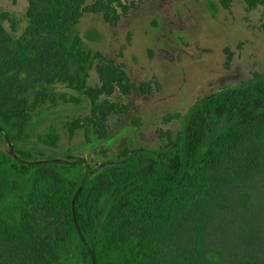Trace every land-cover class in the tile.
<instances>
[{
  "label": "trees",
  "instance_id": "obj_1",
  "mask_svg": "<svg viewBox=\"0 0 264 264\" xmlns=\"http://www.w3.org/2000/svg\"><path fill=\"white\" fill-rule=\"evenodd\" d=\"M126 1L26 0L22 19L0 12V125L20 156L31 157L29 129L52 84L90 102L89 114L65 122L70 133L92 124L106 135L104 120L118 108L102 96L133 84L77 24L92 12L114 25ZM181 120L175 136L161 131L159 149L124 148L85 178L75 215L95 264H264V71L198 100ZM36 139L54 146L59 135L49 126ZM82 176L72 162L0 151V264H91L70 205Z\"/></svg>",
  "mask_w": 264,
  "mask_h": 264
},
{
  "label": "rangeland",
  "instance_id": "obj_2",
  "mask_svg": "<svg viewBox=\"0 0 264 264\" xmlns=\"http://www.w3.org/2000/svg\"><path fill=\"white\" fill-rule=\"evenodd\" d=\"M85 1L89 4L93 0ZM184 1V5L173 7L175 0H136V8L122 15L114 25L104 22L100 13L82 15L77 30L85 44L122 64L133 82L148 83L152 91L141 95L134 90L127 98L112 97L122 104L129 101L130 108L124 114L109 117L108 137L101 145H85L82 130L71 137L62 131L58 149L46 152L41 158L69 160V155L73 154L87 158L96 166L113 158L124 145H159L158 128L176 131L180 126L177 120L164 124L161 117L165 113L184 114L192 102L207 91L235 85L250 77L253 71H264V4L248 7L244 0H229L225 9L219 0H211L216 7L211 21L206 0ZM186 2L194 3L195 8ZM25 7L26 0H0V12L6 11L15 18L22 19ZM171 18L176 25L187 28L189 38L179 30L168 32L170 29L165 22ZM200 21H203L202 28L197 29L201 27ZM22 27L20 22L18 29ZM92 35L99 38L92 39ZM196 35H199L198 44L194 41ZM147 46L153 51L150 58L145 52ZM224 47L231 52L227 66L224 65ZM87 81L90 85L98 81L93 68L89 70ZM56 86L62 89L61 85ZM88 110L87 99L77 104L59 103L39 118L35 132L52 119L58 123L68 116L84 115ZM134 117L138 118V123L132 121ZM100 146L107 152H99Z\"/></svg>",
  "mask_w": 264,
  "mask_h": 264
},
{
  "label": "flooded vegetation",
  "instance_id": "obj_3",
  "mask_svg": "<svg viewBox=\"0 0 264 264\" xmlns=\"http://www.w3.org/2000/svg\"><path fill=\"white\" fill-rule=\"evenodd\" d=\"M94 1V0H93ZM92 1V2H93ZM176 2H175V4L173 5V7L175 6V5H184L183 4V2L182 1H184V0H175ZM245 2H246V4H247V6L248 7H255L256 5H258V4H264V0H244ZM91 2V3H92ZM122 2L124 3V0H122ZM180 2H182V3H180ZM185 2V1H184ZM194 2V1H193ZM219 2L221 3V5H222V7L223 8H228V3H229V0H219ZM187 4H189L190 6H192V7H194L195 8V6H193L194 5V3L192 4V3H188V2H186ZM85 4H86V1H85ZM90 4V3H89ZM126 5H128V11H127V14H128V12H129V10L130 9H132V8H136V0H127L126 1ZM26 6H27V2H26ZM206 9H207V13L209 14V17H210V19H211V21L213 20V16H214V13H215V11H216V7L214 6V3L211 1V0H206ZM25 10H26V7H25ZM25 10H24V12H25ZM85 13V12H84ZM83 13V14H84ZM87 13V12H86ZM89 13H92V12H89ZM24 14V13H23ZM82 17V16H81ZM102 17V16H101ZM122 17V16H121ZM155 17V19H157L158 18V16H154ZM175 18V17H174ZM174 18H171V19H168L166 22H165V24L169 27V33L171 32V33H173V31H177V30H179V31H181V32H183V33H185L186 35H185V37H187V38H189V36H188V32L186 31L187 30V28L186 27H184L183 25V27H180V26H178V25H176L174 22H173V20H174ZM176 19H178L177 17H176ZM80 21V20H79ZM176 21V20H175ZM150 23H152V22H150ZM174 23V24H173ZM180 23V22H179ZM182 23V22H181ZM79 24V23H78ZM77 24V25H78ZM153 24V23H152ZM200 26L201 27H197V29H201L202 28V25H203V21H200ZM154 25V24H153ZM195 25V24H194ZM196 27V26H195ZM173 28H175V30H173ZM175 33V32H174ZM177 33V32H176ZM175 33V34H176ZM80 34V33H79ZM169 35H171V34H169ZM80 36H81V34H80ZM198 36L199 35H196V37L195 38H197V40L195 39L194 41L198 44ZM181 37V36H180ZM81 38L83 39V41H84V38L81 36ZM159 37H157V39H158ZM85 42V41H84ZM163 43H164V41H163ZM174 44H176V45H178L176 42L174 43ZM206 50H209V49H206ZM211 50V49H210ZM223 51L226 53V60H225V62H224V65L225 66H227L228 64H227V61H228V59L230 58V55H231V52H230V50L227 48V47H224L223 48ZM96 52H100V51H96ZM145 52H146V54H147V57L148 58H150L151 57V55H152V53H153V51L149 48V46H147L146 47V49H145ZM205 52H207V51H205ZM104 57H106L102 52H100ZM208 53H209V51H208ZM106 58H108V57H106ZM108 59H110V58H108ZM110 60H112V59H110ZM113 61V63L115 64V65H117V66H119L121 69H123L124 71H125V73L127 74V77H128V84H133V86L132 87H130V89H129V91L127 92V93H123V92H121L120 91V89L118 88V86L115 84V89L112 91V93L110 94V95H103L102 97L103 98H107V99H109L111 102H113L114 104H117V106H116V108H118V110H116V109H114V110H112L109 114H107V116H106V119L104 120V127H105V131H106V135L105 136H100V135H98L96 132L94 133L93 132V129H94V127H93V125L91 124V125H89L88 126V131H87V128L85 127V126H81L80 128H75L74 130H73V132L72 133H70L69 132V129H68V126H65V122H67V121H70L71 120V118L72 117H79V118H83L85 115H87V114H89V111H90V108H89V110H88V112L86 113V114H84V115H73V116H68V117H65V118H63V119H61V120H59V122L57 123L54 119H52L49 123H47L46 125H45V127H43L41 130H39L38 132H35L36 130H38L37 129V127L35 126V124L37 123V121L39 120V118L40 117H42L47 111H49V110H52V108H54V107H56L59 103H74V104H77V103H80V102H82L83 100H85V99H87L84 95H82V94H78L77 92H75V91H73V90H71V89H69V88H67L66 86H63V85H61L62 86V89H60V88H57V86H54V84H52V89H51V92L49 93V96L48 97H46V101H45V104L44 105H47L48 107H42V110L41 111H35V116L36 117H34V119H33V122L34 123H32V126H31V128L29 129V140H28V144H27V147L29 148V150H30V153H31V157L30 158H28V159H25L24 157H22V156H20L16 151H15V149L13 148V141L12 140H9L7 137H6V135L4 136V135H2V129H1V125H0V151H2V152H4V153H6V154H9V155H11L12 156V158H14L15 160H18V161H33V162H38V161H58L57 159H43V158H41L40 156H42V155H44L46 152H50V151H53V150H57L58 149V147H59V141H60V139H61V137H62V131L65 133V134H67L68 136H73L75 133H76V131H78V130H82V132H83V135H84V139H85V145H91V144H99V145H101L102 143V141L103 142H105V140L107 139V137H108V124H107V121H108V119H109V117L111 116V115H118V114H124V113H126L128 110H129V108H130V102L128 101V102H125L124 104H122V103H119L116 99H112V97H114V95H116L117 97H129L130 95H131V93H132V91H136L138 94H141V95H143V94H149L151 91H152V88H151V86H150V84H148V83H142V84H137V83H135V82H133L132 80H131V78L129 77V75H128V73L126 72V70H125V68H124V66L122 65V64H120V63H116L114 60H112ZM139 63V62H138ZM135 64H136V62H135ZM93 69H94V66L92 67ZM92 68H90V69H92ZM94 71H95V69H94ZM254 72V71H253ZM258 72H260V71H258ZM95 73H96V71H95ZM252 74V73H251ZM96 75H97V73H96ZM88 76H89V71H88ZM250 77H251V75H250ZM249 78V77H248ZM248 78H246V79H248ZM245 79V80H246ZM88 77H87V79H86V82H87V84H88ZM97 80H98V77H97ZM244 81V80H243ZM240 82H242V81H240ZM239 82V83H240ZM96 84H98V81H97V83H95V84H93V85H90V84H88V85H90V86H94V85H96ZM238 84V83H237ZM237 84H235V85H237ZM235 85H231V86H235ZM231 86H227V87H231ZM226 88V87H225ZM221 89H223V88H221ZM221 89H219V90H221ZM57 91V92H54V91ZM218 91V90H217ZM214 92H216V91H207L204 95H202V96H200V97H198V98H196L193 102H192V104L187 108V110L185 111V113L184 114H181L180 112H177V111H175V112H168V113H165L162 117H161V121L164 123V124H168V123H170L172 120H177V121H179L180 122V126H179V128L176 130V131H173V129H171V128H158L157 130H156V136H157V139L160 141V144L159 145H156V146H152V147H146V146H143V145H141V146H135V147H131V146H129V145H124L123 147H121V148H119L118 150H117V152L115 153V156L113 157V158H108V159H106L105 161H103V162H101V163H99V164H96V166H92L91 164H90V161L89 160H87V158H84L83 156H78V157H74V156H72L73 154H70L69 155V160H61L62 162H66V163H74L75 164V168L78 170V172L80 173V175H83L82 177H84L85 175H86V172L88 171V175L87 176H91L92 174H94V173H96L98 170H100L105 164H108V163H110V162H113L114 160H117V156H118V154H119V152L122 150V149H124V148H126V149H128V150H130V151H132V150H135V149H142V150H156V149H159L160 148V146H162L165 142H166V136L165 135H162L161 134V131H166V130H170L171 131V133L175 136L176 134H177V132L181 129V122H182V120H181V117L182 116H184L186 113H187V111H188V109L192 106V105H194L198 100H200V99H203L204 97H206V96H208L209 94H211V93H214ZM60 93H62V94H65V96H66V98L67 97H69L70 95H73V96H76V97H79V101L77 102V103H75V102H69V101H64L61 97H59V94ZM30 95H32V93H30ZM51 98H54L55 99V103H54V105L52 104L53 102L52 101H50V99ZM32 99L33 98H31V101H32ZM89 101V100H88ZM89 106H90V102H89ZM39 107H38V105L35 107V110H37ZM175 113H177V114H179L180 116L179 117H174V118H171L169 121H165L164 120V117L165 116H167V115H174ZM132 121H134L135 123H138V118H136V117H134V118H132ZM49 126H52V128L54 129V130H56V132L58 133V135H59V139H58V141H57V143H56V145H54V146H50V145H48V144H43V143H41V142H38L37 141V139H36V135L37 134H39L40 132H43V131H45ZM16 144H20V142L17 140L16 142H15ZM4 146H6L7 147V150L6 149H4ZM99 152H101V153H105V152H107V149L106 148H104V146H100V148H99ZM80 167H81V169H80ZM88 178V177H87ZM82 179L83 178H81L80 180H79V184H78V186L80 185V183H81V181H82ZM78 186L76 187V189L78 188ZM75 189V190H76ZM74 222V221H73ZM78 224V223H77Z\"/></svg>",
  "mask_w": 264,
  "mask_h": 264
},
{
  "label": "water",
  "instance_id": "obj_4",
  "mask_svg": "<svg viewBox=\"0 0 264 264\" xmlns=\"http://www.w3.org/2000/svg\"><path fill=\"white\" fill-rule=\"evenodd\" d=\"M88 175V171L86 172V175L85 177L82 179L80 185L78 186V188L75 190V192L73 193L72 197H71V200H70V205H71V212H72V218H73V221H74V225H75V229L79 235V237L81 238V240L83 241L87 251H88V254H89V258H90V263L91 264H95V257L92 253V250L90 248V246L87 244L86 240L84 239L83 235L81 234V231L79 229V226L77 224V221H76V215H75V200L79 194V192L81 191L83 185H84V180L85 178L87 177Z\"/></svg>",
  "mask_w": 264,
  "mask_h": 264
}]
</instances>
